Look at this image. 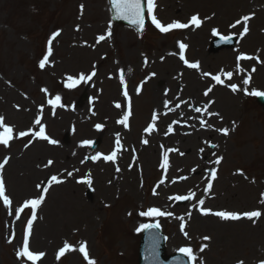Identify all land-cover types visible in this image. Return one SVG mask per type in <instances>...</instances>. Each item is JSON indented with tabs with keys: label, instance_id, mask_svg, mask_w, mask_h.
<instances>
[{
	"label": "rangeland",
	"instance_id": "1",
	"mask_svg": "<svg viewBox=\"0 0 264 264\" xmlns=\"http://www.w3.org/2000/svg\"><path fill=\"white\" fill-rule=\"evenodd\" d=\"M158 15L165 24L187 23L193 15H197L202 23L199 28H187L166 35L148 28L143 37H139L119 27H115L114 32L109 30L105 0H0V116L4 117V124L25 127L33 118H40L48 135H56L57 140L66 141L67 147L77 142L83 148L81 170L88 172L92 181L91 185L79 189L68 184L53 189L43 209L44 221L39 225L44 227L45 221L51 224L53 217L58 224L54 229H37V235L43 229L41 236L46 242L34 243L33 249H45L52 254L60 244L59 237L69 233L68 239H71L89 234L91 260L96 264H136L139 230L142 224L153 218L141 213L158 208L170 214L157 219L166 228L167 253H173L179 247H190L196 257L193 264H239L240 261L243 264H261L264 261V109L250 97L252 92H264V0H236L228 6L227 3L216 6L214 2L205 4L197 0H158ZM245 16L250 17L247 33L243 32ZM237 21L241 23L237 24ZM234 24L236 26L232 27ZM213 30L240 37L237 49L228 52L230 59L209 54L207 39ZM56 32L59 35L52 39ZM201 34H205L206 40L198 38ZM101 35L105 39L98 41ZM49 40H52V53L41 69L39 64L48 55ZM180 43L188 47V58L199 64V72L175 78L178 62L169 71L167 61L160 57L164 50L179 56ZM240 53L248 54L251 59H245L238 66L234 58ZM145 60H148V74L142 70ZM116 68L128 71L124 84L118 80ZM93 72L95 75L90 81L81 82V104L76 112L72 111L68 104L73 103L75 98L59 88L69 83L68 76L78 79L80 75L88 76ZM229 72L235 75L229 81L222 80V84L212 79L213 75L222 76ZM245 79L249 80L248 84H244ZM237 81L239 87L249 88V100L243 105L242 98L226 89L232 88V85L238 87ZM125 86L132 106L127 105L122 97ZM209 88L211 91L205 95ZM56 96L62 100L53 107L49 101H55ZM117 103L125 113L130 112L129 130H124L122 124L117 123L122 114L115 107ZM206 104L220 115H210ZM197 108L201 111L197 112ZM186 110L194 116L184 114ZM153 115L157 117L154 122ZM58 116L67 119L60 120ZM202 120L205 122L203 125ZM230 121L239 123L236 133L228 139L218 140V130L229 126ZM182 123L193 127L187 144L179 139L175 130V126ZM97 124L103 126L102 130L96 129ZM150 124L155 125V129L145 131ZM99 136L102 140L99 149L90 152L84 142ZM117 136L128 150L125 155L129 171L135 162L141 171L142 166L145 170L151 164L147 174L142 172L148 189L157 177L153 169L150 172V167L159 165V200L147 197L141 205L144 197L140 193L137 198L128 200L120 196L116 201V183L107 187L106 183L110 180L103 174V169L108 170L110 177L112 167L104 164L103 157L111 154L110 140ZM144 140L148 143H143ZM214 140L220 141L224 163L215 182L217 198L213 199L207 187V178L210 164H216L217 157H202V153L206 150V143ZM20 144L18 133L13 132L9 141L13 147L9 152L15 154L16 161L7 167L5 182L9 192L7 196H14L16 202L36 195L34 187L42 185L48 172L35 177H31L30 172L37 170L38 163L42 165L47 158H55L50 155V150L35 157L36 150L42 151L37 148L38 144L27 150H21ZM115 144L116 140L113 146ZM242 149L248 152L241 154ZM168 151L173 153L167 168H162L161 157ZM185 152L188 157H182ZM56 156L60 157L59 154ZM94 156L99 158L93 160ZM27 163H30L29 167L24 166ZM59 165L60 160L53 165V170H57ZM191 166H195L194 169ZM231 172L239 177L231 175ZM181 175L183 179L178 180ZM123 177L118 176L119 179ZM23 179H27L29 184L26 191L22 187L14 190L11 183L19 186ZM192 179L197 182L203 180L204 184L197 186ZM38 181L41 182L38 184ZM128 182L129 190H135V171L128 177ZM68 189L73 194L77 192L79 202H73L64 194L69 193ZM238 189L239 193L236 192ZM88 191L94 194L91 198H88ZM197 191L202 195L203 205L196 197ZM55 193L60 195L62 207L56 214L52 208ZM150 193L151 187L147 194ZM179 195H190L193 199L190 198L184 205H166V198L173 201ZM81 202L91 210L87 213L93 221L89 233H83L86 224L85 214L79 210ZM105 204L111 208L107 210ZM202 209L208 211L203 217L199 216ZM224 209L242 213L260 211L261 216L253 220L242 217L227 222L211 214ZM71 216L74 218H69ZM10 230L5 228L0 208V264H21L16 255L20 245L14 246L19 234L15 232L16 239L10 240L7 234ZM94 257L97 259L94 260ZM74 260L67 257L63 264L76 261L77 264H87ZM43 264L53 263L49 257Z\"/></svg>",
	"mask_w": 264,
	"mask_h": 264
},
{
	"label": "snow or ice",
	"instance_id": "2",
	"mask_svg": "<svg viewBox=\"0 0 264 264\" xmlns=\"http://www.w3.org/2000/svg\"><path fill=\"white\" fill-rule=\"evenodd\" d=\"M110 2L112 3L113 7L116 9V11L120 14L121 18H128L130 19L133 23L137 24L139 26V28L141 30H143V26H144V8L142 7L141 4V0H110ZM153 8H154V0H148V15L151 16V20H152V24L155 25L156 28H158L162 33H167L168 31L172 30V29H183V28H187L190 25H195V27L199 28L201 26V19L197 16V15H193L190 18V21L188 23H180V22H172L170 24H168L167 26H164L161 24V22L159 20H157V18L155 17V15H153ZM81 9H83V6H81ZM250 19L249 16H245L243 17V22H244V28H243V32L247 33L248 31V27H247V21ZM237 24L241 23V21H237ZM236 25H232V27H235ZM214 36L218 35L217 30H213L212 33ZM59 35V32H56L53 34L52 39H55L56 36ZM110 35V33H109ZM105 37L103 35H101L98 38V41H102L104 40ZM221 39L227 41L230 39V37H221ZM51 43L52 40L48 41L49 44V48H48V55L44 56V58L40 61V68L43 69L45 67V64L48 62V57L51 55L52 53V49H51ZM179 48H180V59L184 60V55L183 52L186 48V45L183 43L179 44ZM251 59V57H238L239 59ZM185 63L187 64V66L189 68H193L196 69L199 67L198 63H188L187 61H185ZM254 71V69H253ZM95 75V72H93L91 75L88 76H84V75H80L78 79L72 77V76H68L67 80L69 81V83H67L65 86L68 88H72L74 86H76L78 83L80 82H86V81H90L92 79V77ZM227 77L230 79L232 77V73L229 72L227 73ZM213 80L216 81L217 84H222L223 81L221 80L220 76H213L212 77ZM120 82L121 84H124V74L123 72H121L120 74ZM249 80L245 79L244 80V84H248ZM232 91H237V86L236 85H232ZM44 91H47L46 89ZM211 89L209 88L208 91H206L204 94L208 95V92H210ZM128 93L126 91V86H125V91H124V96L127 97ZM251 95L253 96H264V92H252ZM60 97L56 96L55 101H49L50 104H52L53 107L56 106V104L60 101ZM116 108H120L121 105L119 103H117L115 105ZM197 112L201 111V109L197 108L195 109ZM218 115V114H217ZM129 116H130V112L125 113L123 115V117L117 121V123L124 125L125 127H128V120H129ZM156 116L153 115L152 120L153 122L156 120ZM35 123L37 125H40L39 127V131L36 132H27V131H21L19 132V136L20 137H25V136H35V137H39L40 139H44L47 140L48 143L50 144H56L57 141H55L54 139H50L48 135H46L45 132V127L43 125H41V121L40 119H37L35 121ZM205 122L202 120L201 124L203 125ZM97 130H102V125L97 124L96 126ZM0 129H2V131H0V145H4L5 147H7L9 145V141L13 138V128L11 126H6L4 124V117L0 116ZM154 130L153 124H150L148 126L147 129H145V131L147 132H152ZM169 132L172 131L171 128L168 129ZM224 135L228 134V130L227 129H223L222 130ZM85 144H91V141H85ZM143 143L147 144L148 141L144 140ZM116 146H117V150L120 148V139L119 136H117L116 138ZM213 147H216V145H213ZM117 156V152L113 151L110 155H106L103 157V159L105 161H115V158ZM98 156H94L92 157L93 160L98 159ZM221 159L222 158H217L215 160L216 164L221 163ZM8 163V159L5 158L3 160L2 163H0V170H2L4 168V166ZM48 164L51 165L52 161H48ZM168 166V155L167 153L164 154L163 156V163L161 164L162 168H167ZM117 171H119V169H117ZM69 175H71V173H69ZM215 172L211 173L212 178H215ZM51 180L53 182L59 183L60 181L57 180L56 176H52ZM87 183L89 185H91L92 181L91 179H89L87 181ZM39 187V186H38ZM212 184L209 183L208 184V189H211ZM43 192H47V189H43ZM0 198L3 199L4 203L6 206L10 205L11 201L9 200V198L5 195V185L3 183V180L0 179ZM191 197L189 196H176L174 197V199L176 200H189ZM44 199L43 195H40L38 198L35 199H30L24 202L23 206L19 209H17L16 211V216L17 218H19V215L21 212H23L25 209H31V219H29L27 221V230L25 231L24 237H23V246L21 248V250L17 251L16 255L18 258H26L28 261H31L32 264H36V262L41 259V257L44 255L43 253H34L32 251L29 250V234L32 228V223L33 221L36 219V209L42 204ZM200 205L204 204L203 200L199 201ZM202 212L204 214H208V211H205L202 209ZM217 217H219L222 220H239L242 217H245L249 220H253V218H259L261 216V212L260 211H246L244 213H236V212H231V211H217L214 213H211ZM141 215L143 216H149V217H153V216H165V215H170L169 213H164L162 211H160L158 208H151L149 209L147 212H142ZM159 225H148V224H144L141 225L142 229H151V228H158ZM181 230L183 231V226H181ZM204 239H210L209 237H205ZM69 250V246L67 244L64 245L63 248L60 249L59 253H58V258L59 256L63 255L65 253V251ZM201 251H203V248H201ZM80 252L83 254V257L86 261H88V264H96L95 261H92L89 259V255L88 252L85 250L84 247L80 248ZM180 252L184 255H186L189 260L191 261H195L196 257L193 255V249L190 247H183L180 249ZM239 264H243L242 261L239 262ZM261 264H264V261H261Z\"/></svg>",
	"mask_w": 264,
	"mask_h": 264
},
{
	"label": "bare ground",
	"instance_id": "3",
	"mask_svg": "<svg viewBox=\"0 0 264 264\" xmlns=\"http://www.w3.org/2000/svg\"><path fill=\"white\" fill-rule=\"evenodd\" d=\"M197 1H198L199 3H205V4H207V3H211V2H214V4H215L216 6H218V5H221V4H224V3H227V4H228V3H234L236 0H235L234 2H229V0H197ZM220 13H221V12H218V14H220ZM198 38H199L200 40H203V39H204V37H203L202 34L199 35ZM166 61H167L168 65H174V64L176 63L175 59H173V58H168V59H166ZM80 94H81V92H80L79 90L76 91V92H74V93H72V96L75 98V100H76L77 102L79 101V96H80ZM224 96H225V95H224ZM225 97H226V96H225ZM78 103H79V102H78ZM231 105H233V103H232ZM210 115H214L213 112H211ZM190 139H191V137L187 138L186 142H188ZM242 151H243V153H245L247 150L243 149ZM124 154H125V152L123 151L122 155H124ZM188 156H189V155H188ZM27 166H29V164H28ZM149 166H150V164L147 165V168H146V169H148ZM150 168H151V167H150ZM122 169L124 170V172L127 173V170H126V168H125L124 166H122ZM30 174H31V176L33 177V176L39 175V174H41V173L38 172V171H31ZM14 175H15V174H14ZM19 185L22 186V189H23V190H26V189L29 187V184L27 183V179H26V180H23V181H20V184H19ZM12 188H13V189H15V188L17 189V185H16L15 183H12ZM248 189H249V188H247V191H248ZM236 192L239 193V189H238ZM249 192H250V191H249ZM139 194H140L139 189H137L136 193L133 191L132 197H133V198H136L137 196H139ZM128 195L131 196V195H130V191H129ZM245 203H249V202H245ZM79 210L83 212L84 210H86V208H85L84 205L80 204V205H79ZM52 227H53V225H52ZM34 229H35V227H34ZM39 236H40V235H39ZM36 240H37V239H36V237H35V241H36ZM74 255H75V254H74ZM74 255H73V256H74ZM72 264H74V263H72Z\"/></svg>",
	"mask_w": 264,
	"mask_h": 264
}]
</instances>
